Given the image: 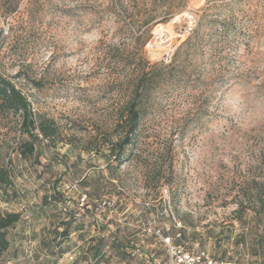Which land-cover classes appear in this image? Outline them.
<instances>
[{
    "label": "rangeland",
    "instance_id": "1",
    "mask_svg": "<svg viewBox=\"0 0 264 264\" xmlns=\"http://www.w3.org/2000/svg\"><path fill=\"white\" fill-rule=\"evenodd\" d=\"M151 64L160 77L117 165L105 155L117 114ZM0 77L55 128L39 135L40 155L21 156V113L0 105V166L13 182L0 187V212L25 210L0 264H71L97 235L159 256L105 248L96 264H164L154 229L264 264V0H0ZM73 179L113 208L90 201L62 254L46 256L41 238L66 212L40 207Z\"/></svg>",
    "mask_w": 264,
    "mask_h": 264
},
{
    "label": "trees",
    "instance_id": "2",
    "mask_svg": "<svg viewBox=\"0 0 264 264\" xmlns=\"http://www.w3.org/2000/svg\"><path fill=\"white\" fill-rule=\"evenodd\" d=\"M13 10V8H10L8 13L10 14ZM154 67L155 64H151L149 65L147 71L143 73L141 71L139 79H136V83L134 84L133 95L131 99L120 109L117 114L116 127H119L121 130L117 135V139L112 144L108 145V151L105 154L108 159H113L117 165L121 164L125 160L124 157L126 148L131 144L132 140L137 135L139 123L145 111L142 101L144 92L147 90V86L150 84V82H155L156 79L160 77L159 74L154 70ZM0 105L4 110H9L14 113H21L20 127L23 133L28 136V140L23 142V148L20 149V155L24 157L32 154L40 155L41 139L39 135L45 139H51L53 137L55 128L53 127L52 121L40 117L39 119H36V116H34L31 111L30 102L27 100V98L18 89H16L12 83L3 79L2 77H0ZM35 143L38 144L37 149H35ZM63 183L65 182L57 181L54 183L52 187V193L50 195L47 194L44 196V200L42 202L43 206L40 207L43 210L48 206H53L55 208L59 206L63 208L64 212H66L60 222H57V224L53 226L52 230L49 231L43 238H41L42 246H40V248L45 251L46 256L61 255V252L57 253L56 251H58L63 237H67L71 231H74V229L76 230L78 228L76 227V224L81 222L82 219H80V217L88 215L92 211L89 205V200V202L82 205V208L84 209L83 214L78 216L77 212L75 211L76 208L73 206V201L77 200L74 204H78L77 196L75 193L65 194L61 189V185ZM12 184L13 182L11 177H9L7 169H5L3 166H0V187L12 186ZM81 184H83L82 181ZM22 213H25L24 207L18 212H0V256H2L9 249V229L17 227L19 222L22 221ZM179 242V240L175 241V243ZM133 246L134 245L130 246L131 249H134ZM130 247L127 240L124 241L120 237L112 235L109 237H104L103 235H97L90 238L87 246L85 247V251H76L71 255L72 261H70V263L73 264L76 258L80 256L81 259L86 261V264H96L100 257L104 254L105 248H111L114 250L121 259H123L124 255L128 257V260L131 258L133 259L131 256L132 252L131 254L129 252ZM163 248L165 256L164 264H166L167 255L164 246ZM200 249L206 250L204 248ZM208 252L216 259H226L210 251ZM137 255H142V257L149 263L155 262L156 258L159 256L158 254L155 255V253L151 251H147L145 253L139 251V254ZM226 260L234 262L230 259Z\"/></svg>",
    "mask_w": 264,
    "mask_h": 264
},
{
    "label": "built area",
    "instance_id": "3",
    "mask_svg": "<svg viewBox=\"0 0 264 264\" xmlns=\"http://www.w3.org/2000/svg\"><path fill=\"white\" fill-rule=\"evenodd\" d=\"M188 19H191L190 15ZM61 189L65 194L75 193L80 205H84L90 200L91 202H95L98 208H106L109 211L113 208L112 201L110 202L109 199H103V197L94 199L91 197L79 179H73L72 181L63 183ZM153 233L165 247L167 255L166 264H235L226 259H216L208 251L198 247L188 248L184 242L175 243L172 236L165 235L160 229H154ZM131 251L133 255L139 252L138 250Z\"/></svg>",
    "mask_w": 264,
    "mask_h": 264
}]
</instances>
